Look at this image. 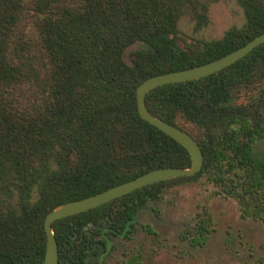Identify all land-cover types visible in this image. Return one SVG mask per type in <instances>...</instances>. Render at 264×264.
<instances>
[{"label":"trees","instance_id":"obj_1","mask_svg":"<svg viewBox=\"0 0 264 264\" xmlns=\"http://www.w3.org/2000/svg\"><path fill=\"white\" fill-rule=\"evenodd\" d=\"M214 1L0 0V264L44 263V220L57 205L155 168L191 165L181 143L140 116L136 88L264 32V0H235L242 26L182 43L181 13L190 11L198 31ZM145 102L198 141L201 170L56 220L58 264H104L145 228L151 203L203 177L237 201L242 218L264 223V42L218 72L152 89ZM146 230L158 238L151 223ZM213 230L204 212L180 237L204 246Z\"/></svg>","mask_w":264,"mask_h":264},{"label":"rangeland","instance_id":"obj_2","mask_svg":"<svg viewBox=\"0 0 264 264\" xmlns=\"http://www.w3.org/2000/svg\"><path fill=\"white\" fill-rule=\"evenodd\" d=\"M209 23L194 29L195 20L185 9L178 20L182 43L195 39L220 38L232 26H242L246 18L235 0H217L209 8ZM185 40V41H184ZM128 48L125 56L130 55ZM264 150V143H260ZM217 187L207 178L168 189L161 200L151 203L142 215L145 228L131 241L117 243L104 264H255L264 256V223L241 217L234 198L217 194ZM204 212L213 219V232L204 246H192L180 233L192 226ZM159 232L158 238L147 234L146 225Z\"/></svg>","mask_w":264,"mask_h":264},{"label":"water","instance_id":"obj_3","mask_svg":"<svg viewBox=\"0 0 264 264\" xmlns=\"http://www.w3.org/2000/svg\"><path fill=\"white\" fill-rule=\"evenodd\" d=\"M264 42V32L248 41L241 47L209 62L196 66L168 71L152 75L142 81L136 88L137 106L140 116L155 125L160 130L181 143L189 152L191 165L189 167H159L149 170L139 176L114 185L108 189L87 197L67 201L54 207L45 217L44 227L47 234L46 253L43 264H58L59 250L58 243L54 235L53 223L63 217L84 212L95 208L124 194H127L142 186L158 181L167 180L179 176H192L199 172L203 166L204 155L198 141L188 132L156 117L148 109L145 98L154 88L175 82L199 79L212 73L218 72L243 56L248 54L255 47Z\"/></svg>","mask_w":264,"mask_h":264}]
</instances>
